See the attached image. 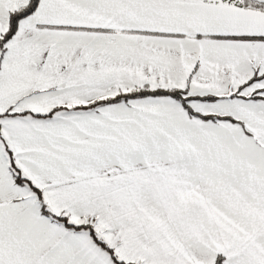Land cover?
<instances>
[{
  "label": "snow or ice",
  "instance_id": "6c2138e0",
  "mask_svg": "<svg viewBox=\"0 0 264 264\" xmlns=\"http://www.w3.org/2000/svg\"><path fill=\"white\" fill-rule=\"evenodd\" d=\"M0 264H264V0H0Z\"/></svg>",
  "mask_w": 264,
  "mask_h": 264
}]
</instances>
